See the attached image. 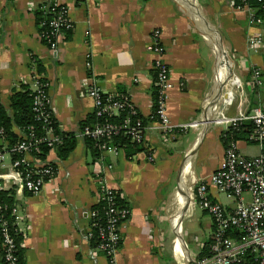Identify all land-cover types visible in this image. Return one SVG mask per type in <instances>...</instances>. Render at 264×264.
<instances>
[{
  "label": "crops",
  "instance_id": "crops-1",
  "mask_svg": "<svg viewBox=\"0 0 264 264\" xmlns=\"http://www.w3.org/2000/svg\"><path fill=\"white\" fill-rule=\"evenodd\" d=\"M46 1L0 0L1 105L9 109V98L20 85L33 89L37 73L48 82L50 106L62 131H76L79 122L94 113L89 84L107 95H115L121 86L147 118L153 103L152 34L157 30L169 69L170 122L179 126L197 120L199 126L176 131L165 140L150 122L145 151L131 158L120 149L102 155L103 160L94 159L78 138L65 160L53 150L48 153L46 162L55 165L56 173L33 194L18 189L20 178L11 168H0L1 190H15L16 224L23 235L26 264H193L211 239L213 222L190 201L189 184L193 177L205 179L216 171L228 128L206 120L220 110L236 114V93L234 104L223 108L236 77L249 99L247 111L264 107V46L257 53L246 46L257 32L264 45V25H250L236 0H54L67 7L73 29L50 49L39 36L34 16ZM255 69L260 75L254 83ZM216 80L223 82L219 92ZM15 132L21 135L18 129ZM234 144L247 157L261 152L254 142ZM1 145L5 149L6 142ZM25 159L34 163L30 154ZM98 176L108 188L122 191L129 204L121 244L112 255L94 252L88 240V212L97 203ZM209 196L233 206L215 188L209 187ZM244 197L249 200L247 194ZM172 201L178 204L175 210ZM185 218L204 233L202 241L193 237V246L184 238Z\"/></svg>",
  "mask_w": 264,
  "mask_h": 264
},
{
  "label": "built area",
  "instance_id": "built-area-1",
  "mask_svg": "<svg viewBox=\"0 0 264 264\" xmlns=\"http://www.w3.org/2000/svg\"><path fill=\"white\" fill-rule=\"evenodd\" d=\"M256 1L260 3L263 0ZM237 7L246 13L250 25L263 26V19L261 16L256 15V10L260 8L261 13L264 14V2L255 7L249 4V0H241ZM55 8H58L57 16L50 21V29L39 33L41 40L50 49L56 48L57 43L62 38L63 29L73 27V23L68 16L67 7L55 2L52 11ZM38 9L44 10V7L40 5ZM246 46L249 52L257 53L264 46L262 33L257 32L248 37ZM151 49L154 54L151 67L156 73L153 86L157 88V98L152 103L149 118H151V122H155L163 139L169 140L175 136L176 131L181 132L187 130L188 127L197 128L199 121L194 120L189 124L179 126L171 124L167 102V93L170 86L169 69L163 61L164 48L159 43V32L157 30L152 34ZM34 74V106H36V110H40V115L47 117L48 114L43 111V108L50 106V98L46 91L48 85L43 84L42 77L39 74ZM259 75V70L255 69L252 74L254 83L257 82ZM87 92L94 100L95 109L93 114L98 118L117 116L124 107L128 109L130 114L135 113V106L130 100H112L110 97L104 99L101 97L100 89L93 84L87 86ZM235 93L239 98L236 114L229 116L223 110H220L212 121L226 127L237 126L243 121H251L254 130L249 139L259 145L261 152L257 156L247 157L239 152L234 142H230L225 146L223 157L214 173L205 179L192 178L188 189L189 199L197 204L202 211L206 212L213 222L209 255H204L195 260L193 264H242L247 252L253 255L256 264H264V107H253L252 112L247 111L245 106L249 103V99L242 82L236 77L232 79V89L227 92L226 99L223 102L224 109L234 104L236 101ZM147 130L148 125H142L139 121L131 124L127 116L120 125L105 121L96 123L91 127L86 126L83 129L82 136L100 140L123 131L132 142L143 143L144 145ZM48 133L50 137L47 144L52 148L58 139L51 136V130ZM41 141L40 138L22 136V140L11 150L19 153V158H14L10 151L0 147V168L8 167L16 172L20 178L18 189L29 194L41 190L43 183L46 181L45 175L50 179L56 173V167L47 163L46 160H37L31 155V149H35ZM120 149L105 143L101 144L100 158L104 154H117ZM29 154L34 158L32 164L27 163L25 159ZM20 165L25 166L26 170H19ZM106 166L110 167V164ZM97 180L99 181L97 203L104 198L109 201L106 211L108 224L105 230L100 229L99 231L102 242L92 247V250L112 255L118 250L115 245L121 241V228L127 220L123 218L129 215V210L118 209L113 206L111 192L114 189L105 186L102 177L98 176ZM209 187L215 188L217 192L224 194L226 198L233 202V206L229 205L227 207L214 201L209 196ZM245 194L249 196V200L244 197ZM13 214L16 223L15 206ZM93 214L91 210L88 212L89 219ZM232 231L237 232V235L234 236ZM90 237L89 232L88 240H90ZM4 238L5 242H11L6 234Z\"/></svg>",
  "mask_w": 264,
  "mask_h": 264
},
{
  "label": "trees",
  "instance_id": "trees-1",
  "mask_svg": "<svg viewBox=\"0 0 264 264\" xmlns=\"http://www.w3.org/2000/svg\"><path fill=\"white\" fill-rule=\"evenodd\" d=\"M240 1L241 0H236V4ZM262 2H264V0ZM262 2L259 3V1L257 2L256 0H249V4L255 7L260 6ZM54 3V0H48L41 4L44 7V10L38 9L34 12L39 33L49 30L50 21L57 16L56 12L58 11V8H55L54 11H52ZM256 15L261 16L264 25V14L261 13L260 8L256 10ZM72 29L73 27L66 30L63 29L62 38L68 36ZM38 70L39 72L41 71V69ZM152 74L153 77H155L156 73L154 71H152ZM41 80L43 84L48 85V82L44 78H41ZM46 91L48 92V86L46 87ZM151 94L154 102L157 98L156 87L153 86ZM34 97L35 92L33 89L30 88L29 85L22 84L20 85L19 90H15L11 94L9 98V109L0 104V141L3 143L6 142L5 149L10 151L14 158H19L20 154L11 150L22 140V136L42 139V141L37 144L35 149H31V155L35 159L41 161L46 160V157L51 150L55 151L58 159L65 160L75 148L78 138L83 140L86 148L91 152L94 159L100 158V146L104 143L123 149L126 155L130 158L134 154L145 151L146 149L143 143L137 144L132 142L123 131L115 135L111 134L105 138H101L100 140L82 136L83 129L86 126L91 127L96 123H103L105 121L120 125L123 119L127 116L129 117L131 124H135V122L139 121L142 125L146 126L151 122V118L144 117L136 107L134 114H130L128 109L124 107V109L120 110L119 115L117 116L98 118L95 114L89 115L85 120L79 122L76 131L66 132L60 129L59 123L52 112L51 106L43 108V111L48 114L47 117L40 115V110H36V106H34ZM101 97L104 99L110 97L112 100L120 101L130 100L127 92L122 89L121 86L118 87V92L115 95L101 93ZM15 129H18L19 132H21V135H18L15 132ZM49 130H51V136L58 139L57 142L53 144L52 148L47 144L50 137L48 133ZM253 130L254 125L251 121H243L237 126H229L222 135L224 145L227 146L230 142L239 140L251 142L249 136ZM0 147H2V145ZM49 164L55 167L53 163ZM18 169L25 171L26 167L20 165ZM48 178L49 177L45 175V179L47 180ZM26 193L29 194L28 192ZM111 196V203L113 206L118 209L129 210L128 201L122 191L113 190L111 192ZM15 202V190L0 191V264H26L23 235L15 223V217L13 214ZM108 206L109 201L104 198L100 202L94 204L90 209L94 213L89 220L91 234L89 243L91 247H95L102 242V239L99 237V231L100 229L105 230L107 227L108 223L106 211ZM128 217L129 215H126L123 219H128ZM5 234L9 237L11 241L10 243L5 242ZM232 234L236 236L237 232L232 231ZM211 243L212 238L205 242L200 252V258L204 255H209ZM120 244L121 241L117 242L115 246L119 249ZM242 264H256L253 255L247 252Z\"/></svg>",
  "mask_w": 264,
  "mask_h": 264
},
{
  "label": "rangeland",
  "instance_id": "rangeland-1",
  "mask_svg": "<svg viewBox=\"0 0 264 264\" xmlns=\"http://www.w3.org/2000/svg\"><path fill=\"white\" fill-rule=\"evenodd\" d=\"M232 57H233V54H232ZM229 89H230V86H229ZM172 199L174 200V196ZM172 205H173V210H175V207H176L175 201H172ZM183 229H184V238L186 239V242L188 243L189 246H193L194 236H197L200 239V241H202V238H203L202 236L204 235L203 230L200 231L198 226L194 222L189 223V221L185 218L183 221Z\"/></svg>",
  "mask_w": 264,
  "mask_h": 264
},
{
  "label": "water",
  "instance_id": "water-1",
  "mask_svg": "<svg viewBox=\"0 0 264 264\" xmlns=\"http://www.w3.org/2000/svg\"><path fill=\"white\" fill-rule=\"evenodd\" d=\"M218 64V63H217ZM231 70L229 71V76H228V78L230 77V75H231ZM216 85H215V88H216V91L217 92H219L220 90H221V88L223 87V82L222 83H218L217 82V80H216V83H215ZM213 119H212V116H211V118L210 119H207L206 121H208V122H211ZM203 135H204V132H202V133H200V136H199V139L201 140V138L203 137ZM199 143V142H198Z\"/></svg>",
  "mask_w": 264,
  "mask_h": 264
},
{
  "label": "bare ground",
  "instance_id": "bare-ground-1",
  "mask_svg": "<svg viewBox=\"0 0 264 264\" xmlns=\"http://www.w3.org/2000/svg\"><path fill=\"white\" fill-rule=\"evenodd\" d=\"M214 46H215V48H214V50H215V52H216V54L217 55H221V48H220V46L218 45V44H214ZM221 64V60H220V58H219V65ZM226 74V73H225ZM227 76H229V74H227ZM221 83V82H220Z\"/></svg>",
  "mask_w": 264,
  "mask_h": 264
}]
</instances>
